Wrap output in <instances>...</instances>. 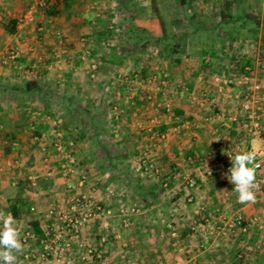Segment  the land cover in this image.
Masks as SVG:
<instances>
[{"label":"crops","instance_id":"1","mask_svg":"<svg viewBox=\"0 0 264 264\" xmlns=\"http://www.w3.org/2000/svg\"><path fill=\"white\" fill-rule=\"evenodd\" d=\"M19 1L16 0L15 5L19 6ZM69 1L70 6L66 10L68 14L64 16L67 22L73 21L69 17L75 16L73 10L79 6L80 0ZM28 3L31 4L29 13H32L37 1L28 0ZM78 15L76 19L79 22L86 21V15ZM57 18L49 16V21H56ZM200 52L203 55V50ZM185 53L181 49L179 54L172 57L175 64L172 68L176 76H181L177 72L182 69L187 70L186 65L181 63V56ZM18 68L21 69V66ZM29 68L31 76L28 77L33 80H26L24 84L17 79L5 84L4 75L0 77V211L11 212L22 231L30 229L34 234L32 222H37L42 232L47 225L57 227V223H52L53 220L46 216L48 207H65L69 195L79 191L77 187L71 188L77 176L66 174L60 169L65 159L56 150L54 143L55 131L61 130V143L74 157L78 171L81 167H88L90 176L98 175L92 176L85 183V188L92 190L97 200L112 208H117L113 206L119 205L118 201L123 203L128 200L121 192H117L113 200L114 196L109 197L107 187L112 188L115 181H121V177L126 179L127 171L130 167H136L140 159H131V154L141 153L140 148L149 151L148 156L156 159L158 164H155L161 166L159 168L171 191L168 210L155 208L154 204L159 205L164 198L158 192L167 188L163 187L160 178L143 176L142 181L139 177L141 190L136 191L138 196L140 194L136 198L137 203L145 206L147 201L142 202L141 197L151 196L148 199L153 208L141 204V212L132 218L133 222L128 229L123 228L114 217L104 221L95 220L85 226L79 238L99 245L103 251L100 264H264V230L254 225L247 233H243L237 226H230L229 221L226 222L238 211L245 218L263 215L264 197L257 196L254 204H240L233 191L234 185L225 184L223 170L229 161L223 156V150L233 147L239 135L233 124L214 119L204 121L209 109L200 95L207 94L206 88L210 87L203 83V76L199 75L195 84H189L186 98H170L173 100V110L177 109L181 114L172 112L160 115L159 108L145 98H116L118 104L124 105V108H119V126L116 123L118 114L112 111L116 107H113V101L109 105L110 111L104 117L98 114V109L82 110L80 103L84 100L82 91L85 84L80 83L76 77L78 74L73 75L72 69L63 70L66 72L62 73V78H57L52 75V69L47 64L30 65ZM220 68L222 72L226 69L224 66L217 69ZM78 69L82 71L79 66L73 70ZM57 75L60 76L59 73ZM241 75L238 74L232 86L214 83L216 86L211 87L218 92L210 98H215L217 106L224 112L235 109L233 95L245 86V83L239 82ZM51 84L58 89L57 107L61 110L57 109L56 113L54 110L48 112L47 106L42 110L43 99L32 98L36 94L31 95L42 90L53 93L50 90ZM1 88H6V97ZM69 89L71 94L66 93ZM20 94L27 97L21 98ZM155 99L161 102V98ZM88 101L93 103L92 98H88ZM49 113L58 120L56 127L49 120ZM100 119L105 123L97 126ZM162 124H172L165 131V138L151 137L148 127L157 128ZM95 146L105 149L112 157H124L117 164L120 169L112 167L104 172L99 171L93 158L88 156ZM205 168H211L213 174L207 177ZM183 173H189L195 178L194 188L187 187ZM147 182L151 183L150 187ZM98 185L104 191H100ZM224 191L228 192L227 197H224ZM31 206L35 207L34 211L30 210ZM154 209L156 218L150 219L148 216ZM162 215L167 216L164 223L159 222V216ZM222 216L227 218L226 221L222 219L224 223L221 222ZM205 218L210 220L207 227L204 226ZM193 220L198 222L195 230H191ZM216 224L221 226L220 230H217ZM168 225L178 231V237L171 236ZM101 235H106L107 241L100 244L98 240ZM40 238L34 234V239L24 245L23 252L35 249ZM22 253L17 254V264H37L36 261L25 263ZM77 253V244L72 243L70 255L56 264L78 263Z\"/></svg>","mask_w":264,"mask_h":264},{"label":"rangeland","instance_id":"2","mask_svg":"<svg viewBox=\"0 0 264 264\" xmlns=\"http://www.w3.org/2000/svg\"><path fill=\"white\" fill-rule=\"evenodd\" d=\"M15 1L0 0V77L4 75V83L17 79L24 84L26 80H33L28 77L31 76L30 65L47 64L52 69V75L57 78H62V73L66 72L63 70L72 69L73 75L78 74L76 77L79 78L80 83L85 84V91H82L84 100L80 103L82 110L98 109V114L104 117L110 111L109 105L113 101V107H116L112 108V111L118 114L116 123L121 126L119 108H124V105L118 104L116 98H145L149 102L151 100L147 98H161V102L170 101L172 108L166 112L162 107H158V114H171L174 105L170 98H186L189 84L198 80L199 75L205 78L203 83L209 84L210 87L206 88L207 94L200 96L203 98L216 96L218 91H213L211 88L216 85H213L214 81L210 73L221 74L223 81L217 85L232 86L238 74H241L239 67L236 66L237 58L248 57L253 68L252 74L262 83V88L257 94L264 98V0H243L244 11L250 16L245 23L237 16L239 0H80L79 6L73 10L75 16L69 17L73 21L69 22L64 17L68 14L67 8L60 7L57 15L45 12V6L53 3L52 0H36L37 3L33 8L35 11L32 13H29L31 4L28 0L19 1V6L15 5ZM41 2H45V5ZM227 2L230 3L233 18L223 20L222 12L225 11ZM77 13L78 16L86 15V21L79 22L76 19ZM31 15L32 19H30ZM129 15L160 17L165 27V38L160 41L144 38L142 33L131 29ZM15 16L18 20L16 33H5L4 24ZM49 16L58 18L56 21L55 19L49 21ZM70 33L72 36H69ZM83 37L86 38L85 43L81 39ZM178 40L181 42V49L186 52V55L181 56V63L186 65L187 70L182 69L181 72H177L181 76H176L172 68L175 66L172 61V46ZM13 49L18 51V56L12 59L8 54ZM86 50H89V55ZM200 50H206L208 53L202 55ZM213 51L218 52V55L210 56ZM93 61L97 63L98 70L95 77H90L88 70ZM19 66L21 69L18 68ZM78 66L82 71L73 70ZM219 66H224L226 69L222 72V68L217 69ZM142 70L146 71L145 76ZM13 73L16 75L14 76ZM58 73L60 76L57 75ZM148 78H153L152 83H142V80ZM201 85L199 86L202 87ZM1 90L6 97V88ZM50 90L53 93L42 90L31 95L36 94L32 98L43 99L42 110L47 106L48 112L52 113L54 110L56 113L57 109L61 110L57 107V86L51 84ZM66 93L71 94L70 89ZM15 94L18 95L19 92L16 91ZM19 97L27 96L20 94ZM88 98H92L93 103H90ZM50 113L49 120L56 127L58 120ZM104 123L100 119L97 126ZM140 150L141 153H132L131 159L138 160L145 154L152 162L158 164L156 159L148 156L149 151L144 148ZM165 161L167 162V159ZM159 166L157 165L158 168ZM127 172V180L121 177L122 182L118 180L114 182L118 183L117 185H112V196H114L112 198L114 200L115 194L121 192L128 200L123 203L118 201L119 205L113 203V207L135 205L140 209L143 203L139 205L136 199L140 197L136 191L141 190L139 177L144 181L143 176H148L139 164L130 167ZM90 173L88 167H81L80 174L85 176L86 182L92 176H98L95 174L90 176ZM149 184L151 183L147 182L148 186ZM84 188L82 187L81 190ZM99 190L104 191V188L99 187ZM170 192L168 188L158 192L161 193V198L162 196L164 198L159 205L154 204L153 207L167 211L171 202ZM150 197H141L142 202L147 201L145 206L143 204L144 207L153 208L148 199ZM155 212L156 209L152 210L148 217L155 219ZM137 214L139 213L135 212L130 215L129 224L124 226L121 223L122 227L128 229L133 222L132 218ZM111 217L121 222L118 215L114 214ZM166 220V215L159 216L160 223Z\"/></svg>","mask_w":264,"mask_h":264},{"label":"built area","instance_id":"3","mask_svg":"<svg viewBox=\"0 0 264 264\" xmlns=\"http://www.w3.org/2000/svg\"><path fill=\"white\" fill-rule=\"evenodd\" d=\"M55 0H52V2ZM42 3V2H41ZM40 3V4H41ZM42 4L45 5V2ZM86 41V38H81ZM83 43V42H82ZM251 45V44H249ZM248 46V45H247ZM249 47V46H248ZM89 55V50H86ZM243 55V54H242ZM9 58H15L18 56V51L13 49L9 51ZM243 57V56H242ZM241 57L236 60V66L241 61ZM98 65L95 61L91 62L88 73L90 77H95L98 70ZM249 67H246L248 69ZM212 79L215 84L223 81L221 74L217 72L212 74ZM153 78L142 80V83L150 84ZM239 82L245 83L243 90H238L233 95V103L235 109H230L224 112L216 104L215 98H204L207 102V108L209 113L205 116L204 121H211L212 119L218 121H224L229 124H233L234 130L239 135V140L235 142L233 147H227L223 150V156L229 161L223 170V177L225 184L233 186V184L227 179L229 175V168L232 165L229 154L234 156L238 152L244 150H252L257 153V163L259 167L257 169V181L260 182V190L256 193V197L261 195L264 197V98H261L257 93L262 88V83L259 82L252 73L244 74L239 77ZM151 100L154 106L162 107L166 112L171 110L170 101L158 102L155 98H147ZM204 103V101H202ZM148 131L153 138H165V132L154 130L152 126L148 127ZM62 131H55L56 141L54 146L56 150L65 159L60 165V169L69 175H76L77 181L71 188H78L79 191L71 193L68 197V204L65 207L49 206L46 212V216L52 219V223H57V227L47 225L44 227L43 236L39 239V245L33 250H25L22 253L25 263L36 261L37 264H56L66 259L70 255L72 243L77 244L78 247V263L74 264H100L103 259V251L97 243H87L84 239L79 238L81 232L85 226L92 221L101 220L104 221L110 218L112 215H118L121 223L124 226L129 224L130 215L138 212V207L135 205L121 206L119 208H112L109 204L103 203L94 197L93 192L84 188L85 176L80 174L77 167L74 165L75 159L64 149L61 143ZM138 164L143 172L148 177L160 178L163 187H168V182L163 178L160 169L157 165L150 160L146 155L140 157ZM210 169V174H209ZM205 175L207 177L213 174L211 168H205ZM183 179L186 182L188 188L192 189L196 185V180L189 173H183ZM84 188L81 190V188ZM109 197L113 194V189L107 187ZM224 197L228 196V192L224 191ZM189 199L191 197L189 196ZM31 211L35 210L34 206L30 207ZM227 220L226 217H221V222L224 223ZM229 225L237 226L243 233H247L249 228L257 225L258 229L264 230V213L261 216L254 215L250 218H245L242 213L235 212L229 220ZM210 220L205 218L204 226L207 227ZM191 230L196 229L197 220L192 221ZM217 230L221 229L219 224ZM170 234L173 237H178V231L172 226L168 225ZM223 228V226H222ZM34 239V234L30 229H25L21 232V241L23 245H27ZM99 243L107 241L106 235L99 237Z\"/></svg>","mask_w":264,"mask_h":264},{"label":"trees","instance_id":"4","mask_svg":"<svg viewBox=\"0 0 264 264\" xmlns=\"http://www.w3.org/2000/svg\"><path fill=\"white\" fill-rule=\"evenodd\" d=\"M240 4H238V11L237 16L241 17V20L243 23L246 22L247 19H250V16L246 14L243 7V0H239ZM70 6L69 0H55L51 4H47L45 6V12L50 15H57L59 13V8H68ZM227 11V12H225ZM225 11L222 12V19H232L233 16L230 12V3L227 2V6L225 7ZM17 19L16 18H10L6 24H4V32L7 34H15L17 30ZM129 22L130 27L132 30H137L140 33L143 34L144 38L153 39V40H163L165 38V27L163 24V20L158 16H138V15H129ZM257 24V23H256ZM106 29H108L106 27ZM111 32V30H108ZM172 54H179L181 52V42L178 40L176 41L172 46ZM205 53H208L206 50L203 51V55ZM215 51L211 52L209 55L214 57ZM239 71L242 75L252 73L253 68L251 65L250 58L244 57L241 59L240 62H238ZM246 67H249L246 69ZM143 75L145 76L146 71L142 70ZM174 114H181V111L174 109ZM172 124H162L161 126L154 128V130L165 132ZM89 157H92L95 161L96 168L99 171L104 172L107 168H118L117 164L122 162L125 158L121 156L112 157L110 156L109 152H107L103 148H97L96 146L92 148L89 152ZM120 168H118L119 170ZM166 179V178H165ZM33 227V232L36 236L39 238L43 236V232L38 226L37 222L31 223Z\"/></svg>","mask_w":264,"mask_h":264},{"label":"clouds","instance_id":"5","mask_svg":"<svg viewBox=\"0 0 264 264\" xmlns=\"http://www.w3.org/2000/svg\"><path fill=\"white\" fill-rule=\"evenodd\" d=\"M227 154L232 161L227 179L234 185L237 202L254 204L256 193L260 190V182L256 178L259 167L256 151L246 149L234 156ZM21 232L22 229L17 225L12 213L0 211V264H17V254L22 253L24 249Z\"/></svg>","mask_w":264,"mask_h":264}]
</instances>
